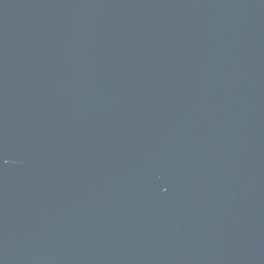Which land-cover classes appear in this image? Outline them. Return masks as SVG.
Wrapping results in <instances>:
<instances>
[{
  "label": "water",
  "instance_id": "95a60500",
  "mask_svg": "<svg viewBox=\"0 0 264 264\" xmlns=\"http://www.w3.org/2000/svg\"><path fill=\"white\" fill-rule=\"evenodd\" d=\"M0 264H264V0H0Z\"/></svg>",
  "mask_w": 264,
  "mask_h": 264
}]
</instances>
